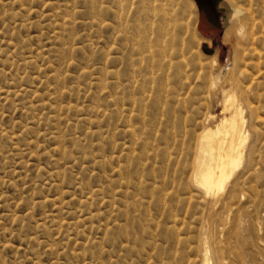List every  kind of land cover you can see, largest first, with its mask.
Segmentation results:
<instances>
[{
	"label": "rangeland",
	"instance_id": "374dc122",
	"mask_svg": "<svg viewBox=\"0 0 264 264\" xmlns=\"http://www.w3.org/2000/svg\"><path fill=\"white\" fill-rule=\"evenodd\" d=\"M191 1L151 73L137 0H0V264H202L204 238L212 264H264V0ZM232 53L254 161L206 195Z\"/></svg>",
	"mask_w": 264,
	"mask_h": 264
},
{
	"label": "bare ground",
	"instance_id": "6f19581e",
	"mask_svg": "<svg viewBox=\"0 0 264 264\" xmlns=\"http://www.w3.org/2000/svg\"><path fill=\"white\" fill-rule=\"evenodd\" d=\"M188 1L189 8L193 10L195 24L197 19L195 4L191 0ZM222 6L229 9L230 15L240 13L233 9L228 0H224ZM177 7L174 3L172 4V0H137V11L143 13L145 20L141 24L143 25L141 30L143 47L140 56L142 55L143 60L149 63L148 68L151 73L154 71L163 73L165 70H163V63L171 50L169 41L172 36H175L178 22ZM225 22L224 29H229ZM240 35L245 37L243 33ZM213 64L217 66L218 60L215 59ZM233 65L234 55L232 53L221 73V79L228 78L230 86L229 90L223 92V115L218 122H214L212 128L202 125L198 136L195 167L191 171L190 179L191 185L206 195H217L224 192L229 184L238 188L239 177L249 171L254 161L257 131L253 128V124L261 120L258 119L257 109L247 101L248 91L239 85V77L244 72L239 71L235 74V69H232ZM215 83L213 80L212 85ZM208 244V239L204 238L202 264H212Z\"/></svg>",
	"mask_w": 264,
	"mask_h": 264
},
{
	"label": "crops",
	"instance_id": "0c3cea01",
	"mask_svg": "<svg viewBox=\"0 0 264 264\" xmlns=\"http://www.w3.org/2000/svg\"><path fill=\"white\" fill-rule=\"evenodd\" d=\"M202 36V35H201ZM208 40V39H207ZM209 41V40H208ZM217 52V51H216Z\"/></svg>",
	"mask_w": 264,
	"mask_h": 264
}]
</instances>
